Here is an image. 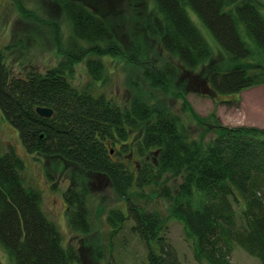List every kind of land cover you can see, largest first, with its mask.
Wrapping results in <instances>:
<instances>
[{
  "label": "trees",
  "instance_id": "obj_1",
  "mask_svg": "<svg viewBox=\"0 0 264 264\" xmlns=\"http://www.w3.org/2000/svg\"><path fill=\"white\" fill-rule=\"evenodd\" d=\"M14 1L27 12L21 0ZM52 1L70 25L67 39L59 24L51 27L62 60L44 74L14 75L0 51V110L29 154L57 157L75 169V183L64 194L70 228L83 235L92 231L81 177L96 175L126 204L127 213H109L114 233L131 220L132 231L148 246L147 264H180L165 237L168 218L183 226L198 264H231L236 245L264 264V128L221 126L201 144L153 93L172 94L182 74L184 98L189 90L214 100L215 94L264 85V0H152L141 38L154 39L170 60L140 65L147 94H136L125 106L91 87H77L76 67L85 63L93 82L101 83L104 59L139 67L141 49L126 52L111 21L90 2ZM190 11L220 47L215 66ZM37 108L52 110V117L39 116ZM184 109L197 119L185 100ZM116 145L118 158L111 153ZM23 170L13 150L0 153V245L13 264L79 263L78 251L63 246L58 227L43 211L41 192L26 185ZM173 180L178 184L169 185ZM160 186L167 216L147 209L149 189Z\"/></svg>",
  "mask_w": 264,
  "mask_h": 264
},
{
  "label": "rangeland",
  "instance_id": "obj_2",
  "mask_svg": "<svg viewBox=\"0 0 264 264\" xmlns=\"http://www.w3.org/2000/svg\"><path fill=\"white\" fill-rule=\"evenodd\" d=\"M21 1L27 12L20 8L18 1L0 0V51L3 52L5 65L14 75H26L29 72L44 74L62 60L53 42L51 27L53 24H59L64 39H67L70 35V25L60 7L52 0ZM86 1L90 2L96 12H100L111 21L114 34L126 48V52L133 47H139L141 54L137 60L139 67L121 59H104L106 75L101 83L93 82L85 63L77 65L75 85L79 88L91 87L96 95L104 94L119 105H128L136 94H147L143 68L140 65L160 66L161 63L170 60L154 39L141 38L145 35L144 19L150 17V10L154 8L152 0ZM190 16L213 50L215 57L212 66L217 65L221 53H217L220 47L214 36L191 11ZM192 76L189 74L190 79ZM185 79L182 74L173 85L172 94H163L159 91L153 93L162 105L169 107L180 117L183 126L185 125L196 141L208 144L215 138L221 126L264 128V85L252 87L239 94H215L214 100L210 94L200 96L189 90L185 92L184 98ZM194 82L199 83L196 78ZM192 89L195 90V87ZM184 100L192 108L197 119L184 109ZM118 148V145L112 148L115 158H118L115 152ZM8 150H13L22 159L24 163L22 178L26 185L41 192L43 211L58 227L63 246L78 251L80 261L77 264H147L148 246L132 231L131 220L125 222L121 229L114 233L108 220L110 211L119 209L127 213V208L125 202L115 194L109 181L101 176L81 177L89 194L91 233L83 235L70 228L64 194L75 183L73 178L76 176L75 169L63 164L57 157L29 154L22 144L18 131L4 119L0 110V153ZM124 157L126 159V154ZM174 183L178 184L175 180L169 181L168 184L172 186ZM162 187L154 191L149 189L148 192L152 194L147 209L167 216L168 203L162 198ZM165 234L168 242L176 250L180 264H198L181 223L168 218ZM0 264H13L1 245ZM231 264H261V261L236 245L231 256Z\"/></svg>",
  "mask_w": 264,
  "mask_h": 264
},
{
  "label": "water",
  "instance_id": "obj_3",
  "mask_svg": "<svg viewBox=\"0 0 264 264\" xmlns=\"http://www.w3.org/2000/svg\"><path fill=\"white\" fill-rule=\"evenodd\" d=\"M36 112L39 116L44 118H51L53 115V111L47 108H37Z\"/></svg>",
  "mask_w": 264,
  "mask_h": 264
},
{
  "label": "flooded vegetation",
  "instance_id": "obj_4",
  "mask_svg": "<svg viewBox=\"0 0 264 264\" xmlns=\"http://www.w3.org/2000/svg\"><path fill=\"white\" fill-rule=\"evenodd\" d=\"M111 153H112V151H111Z\"/></svg>",
  "mask_w": 264,
  "mask_h": 264
}]
</instances>
